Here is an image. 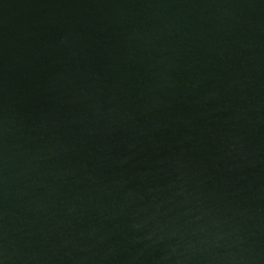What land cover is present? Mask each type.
I'll return each instance as SVG.
<instances>
[{"label":"water","instance_id":"1","mask_svg":"<svg viewBox=\"0 0 264 264\" xmlns=\"http://www.w3.org/2000/svg\"><path fill=\"white\" fill-rule=\"evenodd\" d=\"M0 264H264V0H0Z\"/></svg>","mask_w":264,"mask_h":264}]
</instances>
